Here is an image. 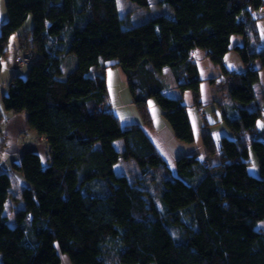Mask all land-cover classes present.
Wrapping results in <instances>:
<instances>
[{"label": "trees", "instance_id": "16d2710c", "mask_svg": "<svg viewBox=\"0 0 264 264\" xmlns=\"http://www.w3.org/2000/svg\"><path fill=\"white\" fill-rule=\"evenodd\" d=\"M164 2L171 15L131 25L116 0H5L0 70L11 34L29 14L33 50L15 55L30 53L31 62L26 76L4 84L0 110L24 113L49 159L26 151L10 163L26 182L15 200L11 176L0 170V264H60L63 255L70 264H264V134L255 137L263 109L246 106L264 72L254 15L264 0ZM233 34L243 43L231 45ZM26 45L20 36L19 47ZM198 48L229 80L231 136L216 146L205 133L203 156L180 155L173 174L148 134L154 124L146 103L155 99L177 140L194 141L187 105L163 92L159 72L170 67L198 110ZM230 49L244 70L225 66ZM69 53L76 64L64 74L61 56ZM107 67L125 76L142 124L121 127L108 104ZM251 151L259 175L248 169ZM120 158L137 165L133 178L114 173Z\"/></svg>", "mask_w": 264, "mask_h": 264}, {"label": "rangeland", "instance_id": "374dc122", "mask_svg": "<svg viewBox=\"0 0 264 264\" xmlns=\"http://www.w3.org/2000/svg\"><path fill=\"white\" fill-rule=\"evenodd\" d=\"M120 15H128L129 23L135 25L144 22L148 18L157 14L171 15L173 13L172 6L164 0H147V5L144 6L134 0H116ZM255 17L260 16L257 21V29L259 33V40L256 48L264 50V4L254 13ZM7 19V12L5 7V0H0V26L1 23ZM33 26L32 16L29 14L24 23L11 34L5 54L1 58L2 67L0 70V108L1 94L3 92L4 84L13 75L26 76L28 71V64L20 65L14 62L16 54H22L25 51L33 50V41L31 39L30 30ZM23 36L29 45L24 49L19 47V37ZM243 39L241 35L233 34L231 36L232 44H242ZM193 57L197 63L199 70L200 82V101L204 108V112L199 113L196 105H194L193 94L190 89H181L178 81L175 80L170 67L165 66L159 72V77L163 83V92L169 96H182L183 102L187 105V112L191 121L194 141L192 143H185L177 140L172 131L161 114V109L154 98L147 100V109L150 117L153 120V130H148L149 136L152 138L160 152L162 153L167 165L170 167L173 174L175 172V161L180 155L191 154L199 152L201 157L204 154L203 135L208 133L211 139L218 145V141L222 136H231L225 116L232 117L234 108L231 107V102H226L227 96V81L225 75L221 71V67L214 64L206 55L203 49H196ZM223 63L226 64L229 70H241L244 65L238 52L230 49L223 57ZM76 64V55L69 53L61 56V67L63 73L66 74ZM107 76L108 89V104L112 106V110L117 114L121 127L128 123L137 122L142 124V118L139 114L137 106L132 102V97L127 85V80L123 73L117 67L105 68ZM214 77L215 81L210 82ZM256 101L248 103V108H254L257 105L263 109V115L257 121L258 132L255 137L263 136L264 134V72L261 71L259 81L254 85ZM257 102V103H256ZM226 105V106H225ZM224 106L226 107V114L223 113ZM2 111V110H1ZM12 114V113H11ZM10 114V115H11ZM5 126L4 122H0V170H10L11 159L7 156L5 148ZM15 138V137H14ZM28 140V139H27ZM116 147L121 145V140L114 142ZM210 161L216 162V158H211ZM9 163L7 166L6 164ZM114 173L125 174L129 177H134L138 173V167L133 160L120 158L114 165ZM249 171L254 175H259V166L256 161L254 153L251 151V163ZM17 173V172H16ZM21 179L25 180L20 173H17ZM22 185V184H21ZM20 184L17 178H13L11 192L17 194L19 192ZM15 200V199H13ZM11 200V204L7 205L8 209H12L15 201Z\"/></svg>", "mask_w": 264, "mask_h": 264}, {"label": "crops", "instance_id": "0c3cea01", "mask_svg": "<svg viewBox=\"0 0 264 264\" xmlns=\"http://www.w3.org/2000/svg\"><path fill=\"white\" fill-rule=\"evenodd\" d=\"M241 39H243V36H241ZM242 70H244V67L243 69H241V71ZM230 71H235V69L230 70ZM105 74H106V71H105ZM105 77L107 79L106 75ZM0 122H4V126H5V135H4L5 136L4 138L5 148L3 149L6 151L7 156H9V158L11 159L9 163H11L12 161H18L21 155L26 151H33L37 153L40 156L41 161L44 164L47 162V160L49 159V153H48V149H47V145L45 143L44 137L39 136L34 130L29 129L27 127L24 113H15L12 111H5V110L1 111L0 110ZM9 163L7 164L5 163V164L8 166ZM6 171H8V173L10 174L12 181L14 177L18 179L19 184H20V188H19V191H20V189L24 185L23 184L24 181H21L19 175L15 171H13L11 167H10V170L6 168ZM10 195L13 199L14 198L18 199L19 192L17 194H13L10 188ZM17 202H20V201H17ZM9 204H11L10 198L7 201V205ZM60 264H70L68 258L65 255L61 256Z\"/></svg>", "mask_w": 264, "mask_h": 264}, {"label": "built area", "instance_id": "2783aa9c", "mask_svg": "<svg viewBox=\"0 0 264 264\" xmlns=\"http://www.w3.org/2000/svg\"><path fill=\"white\" fill-rule=\"evenodd\" d=\"M15 61L19 64H26V63H29L31 62V54L30 53H26V54H23L21 56H16L15 57ZM229 80H227V88H229ZM204 109H203V106H200L198 108V111L202 112Z\"/></svg>", "mask_w": 264, "mask_h": 264}]
</instances>
